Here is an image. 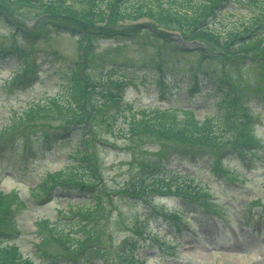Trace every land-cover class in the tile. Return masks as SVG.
Returning <instances> with one entry per match:
<instances>
[{
  "label": "rangeland",
  "instance_id": "1",
  "mask_svg": "<svg viewBox=\"0 0 264 264\" xmlns=\"http://www.w3.org/2000/svg\"><path fill=\"white\" fill-rule=\"evenodd\" d=\"M125 1L130 7L152 0ZM172 1L190 13L203 0ZM15 2L10 14H0V192L9 197L0 200V245L17 246L35 264H264V41L237 50L264 35V0H210L192 26L155 23L174 34L171 42L145 32V17L111 23L109 34L87 39L52 27V16L37 6ZM66 4L80 15L95 5L104 9L102 0ZM225 82L234 89L232 106L215 143L128 135V120L157 106L217 119ZM76 84L85 85L89 117L71 129L62 94ZM51 98L55 108L36 111L20 126L33 105ZM85 145L99 204L90 239L66 254L56 237H79L75 211L94 200L42 185L50 173L85 165L79 161ZM190 180L192 196L181 191ZM151 181L171 191L150 190ZM43 237L49 259L36 248Z\"/></svg>",
  "mask_w": 264,
  "mask_h": 264
},
{
  "label": "trees",
  "instance_id": "2",
  "mask_svg": "<svg viewBox=\"0 0 264 264\" xmlns=\"http://www.w3.org/2000/svg\"><path fill=\"white\" fill-rule=\"evenodd\" d=\"M7 3H4V0H0L1 6L5 11H12V5L19 4V2H24L26 4L32 3L38 8L46 7L47 9H37L41 14H45V16H57L60 21H55L52 27H57L58 29L63 30H79L83 35H88L89 38L91 33L87 28H84L80 21H88L95 25L94 23H103L102 32L105 34H109L113 31V28L110 26L111 23L117 22H133L139 19L140 17L148 18V20L153 21L154 23L162 22L164 20L175 22L179 28L189 27L194 25L197 21L202 20V18L206 15L209 9L210 0H203L196 8H190V13L186 11L185 5L181 3H176L170 0V3H164L163 0H152L149 3L145 2H137L136 5H131L130 7L127 5L125 0H102L104 3V9L101 7H96V5L87 11L86 14H78L76 9L70 4H66V1L63 0L58 2H45V0H5ZM45 3L47 5H45ZM5 4V5H4ZM49 4V5H48ZM49 6V8H48ZM177 6V7H175ZM0 14L1 11H0ZM81 17V18H79ZM93 18L102 20L101 22H97L93 20ZM42 20V19H41ZM45 25H48L45 19L42 20ZM93 27V26H91ZM133 28L135 30L141 29L138 25ZM88 31V32H87ZM100 31V32H101ZM96 32V31H94ZM146 32V31H145ZM182 35V33H181ZM234 37V36H233ZM162 40H165L166 35H161ZM218 42L221 41L219 36L214 37ZM242 40V39H241ZM239 41V40H238ZM264 41V35L259 39H253L251 43H242L238 45L239 50H249L254 47H260ZM241 42V41H240ZM236 50V51H237ZM1 58V55H0ZM82 79V78H80ZM226 83V91L223 93L222 98L220 99V103L222 106V114L217 119L213 118H204L200 120L197 116L191 111H179L171 108H166L160 110L158 108L155 109H147L139 113L138 117L132 116L131 119L127 122V130L130 132L128 134L131 135H143L150 134L152 136L161 137L164 140H172L178 141L180 143H184L191 146H201L203 144L211 143L217 140L218 134L223 128H226L230 117V96L233 89V86L230 82ZM190 87L187 86L186 89ZM62 98L69 99L70 104L61 105V108L69 109L72 111L70 118L68 120V124L71 125V129L74 126L82 125L87 118L89 117L88 112L85 108V85L82 87L74 85L72 89L66 91ZM228 98V99H227ZM226 99L228 100V104L225 103ZM92 101V100H91ZM45 104V103H44ZM55 100H50L46 105L36 104L33 105V109H29L21 118L20 126L25 125V120H31L34 118V114L40 113L39 111H50V109L55 108L57 105ZM76 106V108L74 107ZM36 111L38 113H36ZM58 111H61L58 109ZM14 125V126H19ZM10 127V126H9ZM221 127L220 129H218ZM3 132L0 133L2 135ZM247 133H243V138L248 139ZM250 139V137H249ZM215 143V142H214ZM85 144V143H83ZM83 161L85 165H80L79 167L74 168H66L63 171H57L54 173H50L47 175L45 179V183L42 185L44 190L49 188H57L58 190H71L75 189L81 194H86L89 197L97 200L99 194L93 187L96 185L95 179L96 175L94 171L90 168V160L88 159L87 147L83 146L80 151V160ZM89 171V174H87ZM87 174V175H86ZM181 187H185V190L176 187L178 190L181 189L183 194L193 195L197 188L192 183V180L185 181L181 183ZM150 190H154L156 192L161 191H171L170 187L162 188L156 187L155 183L151 181L148 185ZM8 195H5L0 192V200L8 199ZM1 203V201H0ZM97 203V202H96ZM95 206H91V208H80L77 209L76 214L80 216L79 220V228L83 232L80 237H71L69 234H64L61 238L56 237L55 242L61 244L62 250L68 254L74 252L76 247H80L83 242L88 241L90 239L91 231L94 229L95 223L92 221V212L95 209ZM3 230L0 229V235ZM52 241H54L52 239ZM46 239L43 237L41 242L37 245L38 253L40 256H46L48 259L51 258L49 255H46L43 251L45 248ZM60 248V247H59ZM127 259H131V257H124L123 260L127 262ZM0 264H35L31 259L27 257H23L20 253L19 249L16 246H2L0 245Z\"/></svg>",
  "mask_w": 264,
  "mask_h": 264
}]
</instances>
